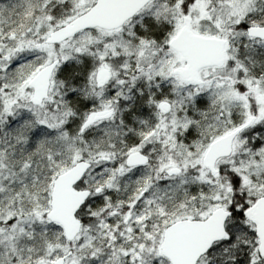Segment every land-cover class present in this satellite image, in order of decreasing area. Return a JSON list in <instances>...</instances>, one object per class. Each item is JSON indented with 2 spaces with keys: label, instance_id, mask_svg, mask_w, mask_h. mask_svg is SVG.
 I'll return each instance as SVG.
<instances>
[{
  "label": "snow or ice",
  "instance_id": "1",
  "mask_svg": "<svg viewBox=\"0 0 264 264\" xmlns=\"http://www.w3.org/2000/svg\"><path fill=\"white\" fill-rule=\"evenodd\" d=\"M0 264H264V0H0Z\"/></svg>",
  "mask_w": 264,
  "mask_h": 264
}]
</instances>
